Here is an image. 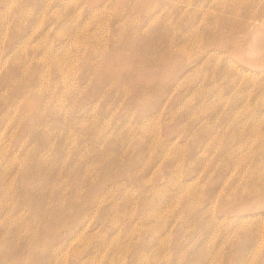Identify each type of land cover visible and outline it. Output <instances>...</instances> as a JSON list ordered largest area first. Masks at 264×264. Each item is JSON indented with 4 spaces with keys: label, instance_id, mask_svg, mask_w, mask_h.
Listing matches in <instances>:
<instances>
[{
    "label": "rangeland",
    "instance_id": "374dc122",
    "mask_svg": "<svg viewBox=\"0 0 264 264\" xmlns=\"http://www.w3.org/2000/svg\"><path fill=\"white\" fill-rule=\"evenodd\" d=\"M0 264H264V0H0Z\"/></svg>",
    "mask_w": 264,
    "mask_h": 264
}]
</instances>
